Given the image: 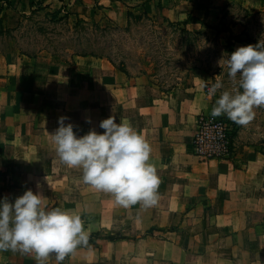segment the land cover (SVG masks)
I'll list each match as a JSON object with an SVG mask.
<instances>
[{
    "label": "crops",
    "instance_id": "1",
    "mask_svg": "<svg viewBox=\"0 0 264 264\" xmlns=\"http://www.w3.org/2000/svg\"><path fill=\"white\" fill-rule=\"evenodd\" d=\"M229 2L252 12L264 8V0H196L194 7L200 18ZM205 78L191 71L182 86L164 93L106 58L79 56L68 65L45 54L0 55V139L26 147L12 160L18 190L38 179L45 204L56 197L59 207L80 214L89 236L122 235L78 247L65 264H264V153L246 144L226 159L193 154L197 116L208 106ZM62 116L78 136L102 133L99 123L109 116L129 122L151 146L157 203L124 208L85 184L80 168L60 160L49 135Z\"/></svg>",
    "mask_w": 264,
    "mask_h": 264
},
{
    "label": "rangeland",
    "instance_id": "2",
    "mask_svg": "<svg viewBox=\"0 0 264 264\" xmlns=\"http://www.w3.org/2000/svg\"><path fill=\"white\" fill-rule=\"evenodd\" d=\"M31 1L37 4L30 7ZM38 1L0 0V55L8 51L16 53L18 49L33 54L41 50L42 54L53 58L70 60L74 52H91L116 65L123 63L131 76L144 74L149 81L164 80V89L168 93L184 84L189 68L206 74L208 88L219 76L223 88L215 96L208 95L205 88L208 106L198 116L203 115L206 124L197 125L196 122L192 142L200 134L206 133L207 138L198 150L193 146V154L203 161L226 159L246 144L264 153V106L254 109L255 118L246 126L238 125L224 115L211 116L220 93L239 87V77L228 76L227 58L238 47L264 41V8L252 12L242 4L229 2L214 7L210 14L199 18L198 9L194 7L196 0ZM159 2L161 8L156 6ZM166 20L174 24H168ZM185 21L187 24H182ZM175 81L178 84L167 91L170 83ZM214 125L222 126L227 155H210L218 148L211 139ZM25 151L26 147L6 145L0 139V179L5 173L13 174V158ZM18 164L23 165L22 162ZM17 181L23 184L28 180ZM37 181L40 180L30 179L20 190L12 191L9 201L28 189L41 194ZM49 204V207H59L56 197ZM121 237V233L110 231L97 234V238L104 239ZM97 238L90 242L95 243ZM65 262L66 258L63 264ZM0 264H37V260L34 253L6 250L0 251ZM45 264H56L55 257H50Z\"/></svg>",
    "mask_w": 264,
    "mask_h": 264
},
{
    "label": "clouds",
    "instance_id": "3",
    "mask_svg": "<svg viewBox=\"0 0 264 264\" xmlns=\"http://www.w3.org/2000/svg\"><path fill=\"white\" fill-rule=\"evenodd\" d=\"M228 76L239 77V87L220 93L211 110L213 118L222 115L246 126L255 118L254 109L264 106V41L238 47L225 61ZM207 88L215 96L223 88L216 76ZM67 117H59V127L49 134L60 160L82 170L85 184L110 194L124 208L142 203L152 207L158 200L160 179L150 162L151 146L129 122H116L114 116L102 120V133L90 130L78 136ZM45 197L31 189L9 201L0 198V251L34 253L37 264L54 256L63 264L66 256L86 245L89 233L80 214L61 207H49Z\"/></svg>",
    "mask_w": 264,
    "mask_h": 264
},
{
    "label": "trees",
    "instance_id": "4",
    "mask_svg": "<svg viewBox=\"0 0 264 264\" xmlns=\"http://www.w3.org/2000/svg\"><path fill=\"white\" fill-rule=\"evenodd\" d=\"M40 2H43L44 0H39ZM38 1V2H39ZM37 3L34 2V1H31L30 2V7H33L34 5H36ZM157 7L161 8V4L160 2L158 3V5H156ZM144 15L146 14L147 15V12L146 10L143 11ZM168 22V24H171L173 25L174 23L170 22L169 20H166ZM182 24H187V21L185 22H182ZM182 30H186L185 28H181ZM216 33H220V32H216ZM19 51H17L19 53V55L21 56H26V57H36L40 54H42L41 50L40 51H36L34 54L33 52H29L25 49H18ZM79 56H94V57H100V58H106V57H102L101 55H96V54H92L91 52L90 53H80V52H74L72 58L70 60H65V59H61V58H56L58 59L59 61L63 62V63H66L68 65L72 64L74 62V59L75 57H79ZM108 59V58H106ZM114 66H116L120 71L124 72L126 75L128 76H131L125 69V66L123 63H120L119 65H116L112 60L108 59ZM187 75L185 77V79L187 78V76L189 75V72L191 71V69H187ZM144 74H140V76H142ZM145 76V75H144ZM157 81L153 82V81H150L152 84H154L155 86H157L158 88H160V90L164 93H168L166 92V90L164 89V86H165V81L164 80H158L156 79ZM178 84L177 81L173 82V83H170V85L168 86V89L167 91H171L172 89H174V87ZM9 176H12L11 174H8V173H5L3 176H2V179H0V198H3V197H7L9 196V194L12 192V191H15V190H18L19 186L18 184L12 180L11 177ZM49 206V205H48ZM97 234L98 233H95V234H92L89 236V239H88V243L86 245H81V246H87V245H90L92 244L93 242H90L92 239H96L97 238ZM151 232H148L146 233V235H150ZM97 239H100V238H97ZM80 247V246H79ZM67 258V256H66Z\"/></svg>",
    "mask_w": 264,
    "mask_h": 264
},
{
    "label": "built area",
    "instance_id": "5",
    "mask_svg": "<svg viewBox=\"0 0 264 264\" xmlns=\"http://www.w3.org/2000/svg\"><path fill=\"white\" fill-rule=\"evenodd\" d=\"M203 115H200L197 117V125H203L206 124V122L203 121ZM206 133L205 135L200 134L197 135L194 138V142H193V146L195 147L196 150H198L200 147V143L207 137ZM211 139H213L215 141V143L217 144L218 148L217 151H214L212 154H210L212 157H214L215 155L217 156H221V155H227L228 151L225 149V135H224V131L222 130V126L221 125H214V131H213V136L211 137ZM222 149V150H220ZM199 155V154H198Z\"/></svg>",
    "mask_w": 264,
    "mask_h": 264
}]
</instances>
